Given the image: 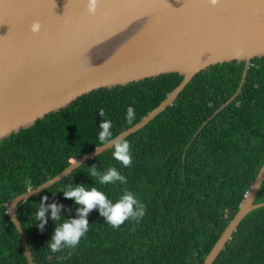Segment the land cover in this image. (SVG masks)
Returning <instances> with one entry per match:
<instances>
[{
    "label": "trees",
    "instance_id": "obj_1",
    "mask_svg": "<svg viewBox=\"0 0 264 264\" xmlns=\"http://www.w3.org/2000/svg\"><path fill=\"white\" fill-rule=\"evenodd\" d=\"M242 69L243 62L232 60L194 74L171 105L124 138L132 149L130 168L106 149L20 201L14 212L33 264H202L264 161V56L250 60L239 93L213 115L237 89ZM181 79L172 72L92 90L0 140V264H27L7 202L99 146L100 109L117 135L131 127L125 119L129 106L135 109V124ZM93 165L101 172L116 167L128 183L101 185L90 176ZM69 184L96 187L113 203L127 189L146 214L117 230L93 210L78 247L54 253L47 244L56 224L49 213L41 232L35 213L47 196L48 203L64 205V219L77 218L78 206L62 192ZM262 201L264 178L253 203ZM211 264H264V205L239 221Z\"/></svg>",
    "mask_w": 264,
    "mask_h": 264
},
{
    "label": "water",
    "instance_id": "obj_2",
    "mask_svg": "<svg viewBox=\"0 0 264 264\" xmlns=\"http://www.w3.org/2000/svg\"><path fill=\"white\" fill-rule=\"evenodd\" d=\"M87 4L88 0H0V140L92 90L160 74L181 75L164 100L116 135L125 138L171 105L194 74L223 62H243L237 89L215 115L241 90L250 60L264 56V0H217L215 5L210 0H98L94 15ZM35 21L42 25L38 34L31 32ZM106 149L110 146H96L7 202L6 213L27 264L33 262L15 206ZM263 178L264 161L202 264H211L239 221L264 205L253 203Z\"/></svg>",
    "mask_w": 264,
    "mask_h": 264
},
{
    "label": "clouds",
    "instance_id": "obj_3",
    "mask_svg": "<svg viewBox=\"0 0 264 264\" xmlns=\"http://www.w3.org/2000/svg\"><path fill=\"white\" fill-rule=\"evenodd\" d=\"M215 5L217 0H210ZM98 0H88L87 11L89 14H95ZM42 29L39 21H35L31 26V32L38 34ZM99 115L103 117L99 125L98 139L103 147L113 149V159L119 162L124 168H130L133 164V154L130 143L123 136H116L112 132V122L105 118L104 109L99 110ZM126 122L132 126L136 120L135 109L131 106L126 111ZM101 151L102 148H96ZM91 177L97 178L101 185L124 184L128 183L127 178L121 174L116 167H109L101 172L93 165L89 168ZM63 192L66 199L73 200L78 206L76 210L77 218L64 219L62 213L64 205L58 203H48V197L44 196L39 203L35 213V224L43 232L45 225L49 222V213L51 220L56 224L54 235L47 246L52 252L62 251L65 248L75 249L80 244L82 238L86 237L89 231V214L98 209L105 222L114 229L119 230L126 222L139 223L146 214L145 205L137 199L136 195L125 189L123 195L113 203L108 197L96 187L90 189L84 185L73 186L69 184ZM62 221V222H61Z\"/></svg>",
    "mask_w": 264,
    "mask_h": 264
}]
</instances>
